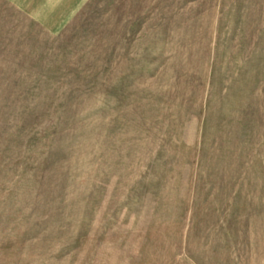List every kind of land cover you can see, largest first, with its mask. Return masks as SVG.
I'll list each match as a JSON object with an SVG mask.
<instances>
[{
	"label": "rangeland",
	"instance_id": "rangeland-1",
	"mask_svg": "<svg viewBox=\"0 0 264 264\" xmlns=\"http://www.w3.org/2000/svg\"><path fill=\"white\" fill-rule=\"evenodd\" d=\"M0 264H264V0H0Z\"/></svg>",
	"mask_w": 264,
	"mask_h": 264
}]
</instances>
